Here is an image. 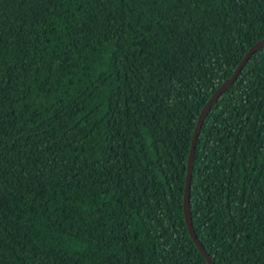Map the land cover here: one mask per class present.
Returning <instances> with one entry per match:
<instances>
[{
  "label": "trees",
  "instance_id": "trees-1",
  "mask_svg": "<svg viewBox=\"0 0 264 264\" xmlns=\"http://www.w3.org/2000/svg\"><path fill=\"white\" fill-rule=\"evenodd\" d=\"M262 38L264 0H0V264H207L190 141ZM188 214L213 264H264V44L202 120Z\"/></svg>",
  "mask_w": 264,
  "mask_h": 264
},
{
  "label": "water",
  "instance_id": "water-1",
  "mask_svg": "<svg viewBox=\"0 0 264 264\" xmlns=\"http://www.w3.org/2000/svg\"><path fill=\"white\" fill-rule=\"evenodd\" d=\"M264 44V38L260 39L257 41L255 44H253L244 54V56L241 58L239 61L238 65L236 66L235 70L233 71L232 75L226 79L208 98L207 102L203 105L201 108L198 117L196 119V123L193 129L191 141H190V147H189V152H188V157H187V163H186V172H185V184H184V190H183V216H184V221L186 225V229L188 232L189 237L192 239L194 242L196 248L198 251L201 253L203 256L204 260L206 261L207 264H213L211 260L209 259L208 255L205 253L203 247L199 244L197 241L192 227H191V222L188 214V190H189V179H190V172H191V166H192V158H193V152H194V147H195V142L196 138L200 129V125L202 123V120L208 111V109L211 107L212 103L214 100L221 94V92L228 87L234 79L237 77L239 71L241 70L242 66L245 64V62L248 60V58L255 52L257 51L262 45Z\"/></svg>",
  "mask_w": 264,
  "mask_h": 264
}]
</instances>
